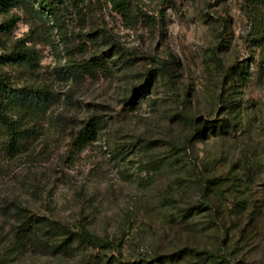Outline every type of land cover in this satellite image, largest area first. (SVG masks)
Here are the masks:
<instances>
[{
    "label": "rangeland",
    "instance_id": "rangeland-1",
    "mask_svg": "<svg viewBox=\"0 0 264 264\" xmlns=\"http://www.w3.org/2000/svg\"><path fill=\"white\" fill-rule=\"evenodd\" d=\"M129 1L132 28L105 0H66L62 32L23 16L13 31L37 29V82L59 101L29 152L0 162V264H264V48L245 0ZM25 215L115 248L28 244Z\"/></svg>",
    "mask_w": 264,
    "mask_h": 264
},
{
    "label": "trees",
    "instance_id": "trees-1",
    "mask_svg": "<svg viewBox=\"0 0 264 264\" xmlns=\"http://www.w3.org/2000/svg\"><path fill=\"white\" fill-rule=\"evenodd\" d=\"M69 1L79 13L81 8L77 5V0ZM105 1L131 28L137 25L138 15L133 13L129 0ZM65 3L66 0H0V16L5 18L0 24V162L14 160L29 152L33 143L40 137L38 126L46 120L51 108L59 101V95L53 92L52 87L37 82L42 61L41 54L35 47L36 39L39 38L37 29L33 28L32 34L23 38H15L13 31L23 16L47 33L62 32L67 10ZM244 9L250 24L248 38L251 44L264 48V0H245ZM14 10L21 15L12 13ZM142 16L149 18L146 14ZM59 35L61 36V33ZM62 39L63 37L60 40L65 42ZM97 61V66L108 68L101 59ZM68 70V74L74 77L80 73L74 66L68 67ZM248 70L247 67H237L241 83L249 81L251 75ZM11 71H17L18 76H14ZM87 73H91V67L88 65ZM153 82L155 76L151 73L147 76L145 85L136 90L134 96H145ZM99 124L100 122L94 119L93 124L80 131L75 140L78 149L97 140ZM39 236L45 238L44 242L49 249L55 248L57 251H64L76 239L94 247L115 248L113 243L105 242L85 229L75 232L59 223L25 215L18 237L20 240L27 239L28 244L32 245ZM57 236H63V239L54 247L52 241L57 240Z\"/></svg>",
    "mask_w": 264,
    "mask_h": 264
}]
</instances>
